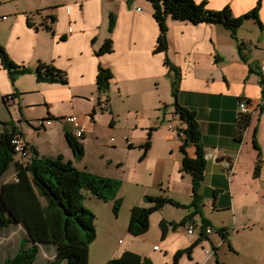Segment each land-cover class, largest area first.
<instances>
[{"label": "crops", "instance_id": "crops-1", "mask_svg": "<svg viewBox=\"0 0 264 264\" xmlns=\"http://www.w3.org/2000/svg\"><path fill=\"white\" fill-rule=\"evenodd\" d=\"M206 1L213 10L229 6L234 16L259 5V17L264 23V0ZM38 10L42 12L33 16ZM112 14L115 26L111 32ZM51 15L56 16L55 21L50 20ZM167 25L169 46L165 53L155 50L161 29L149 0H0V45L14 63L32 70L40 61L53 63L68 77L66 84L39 81L31 71L12 79L0 57V121L13 120L25 142L41 155L62 154L78 166L84 157L76 158L66 136L67 131L74 135L75 126L65 119L69 115L80 117L83 137H74L81 139L86 149L89 137L99 133L106 114L101 108L102 112H97L103 101L97 103L102 97L97 89V74L99 66H103L112 70L120 100L128 107L127 99L132 102L125 113L129 124L124 140L129 149L141 148L149 127L140 124L137 115L160 112L163 105L167 112L168 105L173 104V95L169 99L168 92H172L174 76L166 64L167 54L180 71L178 102L195 111L205 152L230 156L232 163L207 159L199 207L192 204V177L182 170L180 133L167 132L156 157L149 149L140 162L129 171L122 170L120 176L111 171L103 174L122 180L118 196L123 198V204L115 220L123 219L135 205L151 206L145 199L147 195H163L179 205L168 203L154 211L149 230L141 236L128 231L130 217L125 216L126 224L113 221L108 229L110 236H125L126 232L128 243L113 250L106 240L108 245H104V251L102 246L99 248L98 256L103 264L126 250L148 258L152 264H264V29L254 19L245 20L236 32L242 43L239 49L231 32L222 25L173 19ZM109 37L113 39V51L97 54ZM160 81L166 91L159 90ZM8 94L16 95L9 107L4 102ZM241 101L248 104L252 116L240 140L237 125ZM35 108L43 112L31 115ZM110 113L123 115L114 107ZM131 117L135 119L133 124ZM43 118L46 120L39 125ZM24 119L34 129L24 125ZM112 121L115 123L114 118ZM158 127L161 130L168 125L164 121ZM3 129L0 123V132ZM32 134L35 138H31ZM187 149L193 154L195 147ZM147 159L150 162L143 165ZM16 160L22 163L21 158ZM11 172L18 180L16 162L6 177ZM126 184L132 189L131 195L136 188H144L141 200L128 203L129 194H120ZM89 198L85 200L87 206ZM204 220L214 232L202 235L197 226L194 233H188L190 224L200 225ZM22 225L20 222L9 227L8 234H1L10 235ZM96 225L97 238L89 246L88 264L99 236ZM22 233L29 237L27 230L21 232L4 249L14 248ZM179 251L184 252L175 260ZM42 252L45 257H56V245H42Z\"/></svg>", "mask_w": 264, "mask_h": 264}, {"label": "trees", "instance_id": "trees-1", "mask_svg": "<svg viewBox=\"0 0 264 264\" xmlns=\"http://www.w3.org/2000/svg\"><path fill=\"white\" fill-rule=\"evenodd\" d=\"M153 6V15L160 25L161 33L156 44V51L167 53L169 46L168 25L169 19L188 21L193 24L201 22L222 25L229 30L236 40L239 49L242 43L237 39L236 32L245 20L254 19L260 28L264 29V23L259 17V5L251 11L234 16L232 9L226 6L219 10L210 9L207 1L196 0H149ZM42 10L33 13L40 14ZM51 21L56 16H48ZM115 26V17H110V31ZM113 51V39L107 38L97 50L101 55ZM0 57L4 66L8 69L12 79L17 74L35 72L37 80L68 83L66 71L59 69L53 63L40 61L35 69L24 65H17L10 58L7 51L0 45ZM166 64L173 73L172 93L175 96L176 112L185 122L180 134L182 144L180 150L182 157V170L192 177L193 200L192 204L199 207L198 202L202 197L200 188L204 179L207 166L205 149L201 142V130L194 110L179 104V68L169 61L166 54ZM110 68L99 66L97 74V89L99 93L107 92L113 79ZM264 86V76L262 77ZM264 93V89H263ZM15 94L4 96L7 104L8 97L14 98ZM251 113L241 115L237 125V136L241 140L251 120ZM42 120H46L43 118ZM4 129L0 132V232L8 234L11 226L18 223L24 224L29 237L22 233L16 242V248L2 249L0 252V264H88V252L90 244L97 238L96 214L86 204L85 200L90 195L100 200H113L114 214L121 209L123 198L118 196L122 186V180L112 176H105L91 172L87 169L76 167L72 162L65 160L62 154L57 157L43 156L34 147L26 143L23 154H18L12 144L13 136L22 132L13 120L0 121ZM153 129V128H150ZM151 135V132H148ZM71 148L77 159L85 155V146L81 139H77L69 131L66 132ZM83 135L80 137L82 138ZM193 145L194 153L190 154L187 147ZM145 151L142 159L147 155L151 147L150 137L146 144L142 145ZM21 158L19 163L16 159ZM16 162L18 180L4 185V179ZM259 165L257 171H259ZM152 203L151 206L135 205L131 209L128 231L134 236H141L149 230L150 215L168 203L179 205L169 197L145 196ZM209 225L206 220L200 225L201 234H206L204 227ZM163 233L166 232L164 221L161 222ZM56 245V257H45L40 260L42 245ZM7 250V251H6ZM50 250H48L49 252ZM184 251H179L175 257L177 260ZM6 253V254H5ZM44 255V254H43ZM107 264H152L141 255L126 250L120 256L111 259Z\"/></svg>", "mask_w": 264, "mask_h": 264}, {"label": "rangeland", "instance_id": "rangeland-1", "mask_svg": "<svg viewBox=\"0 0 264 264\" xmlns=\"http://www.w3.org/2000/svg\"><path fill=\"white\" fill-rule=\"evenodd\" d=\"M241 26L239 27V29ZM245 32V29L243 30ZM29 74V72H28ZM110 88L107 92L101 93V96L97 99V103L100 100H103L101 102H104L106 106L104 108L100 107L97 112H105L104 116V123L99 128V133L97 135H92L89 137L87 141V146L85 149V155L82 161H78L77 165L79 168L87 169L91 172L97 173V174H107L108 172H115L116 176H120L122 170L129 171L131 167L137 162H140V158L143 155L145 148L143 147H137L135 146L132 149L128 148V143L124 140L127 130V125L129 124V120L125 119V113L126 110L129 109V107L132 105V102L127 99V101L130 103L129 107L124 104L120 100L119 97V87L116 85L113 80L110 82ZM162 83L160 81V88L162 89ZM165 85V84H164ZM113 86V87H112ZM164 90V89H162ZM166 91V90H164ZM169 93V99H171V96L173 93L170 91ZM171 93V94H170ZM171 95V96H170ZM163 97H167L165 93H163ZM173 104L168 105L167 112L165 109V106L163 105L160 112L152 111L145 114L135 115L138 116L140 124L147 125L149 129H147L146 133V139L141 144H146L148 141V137H150L151 147L150 152L151 155L156 157L158 153L161 150L162 144L164 142V138L167 132L174 131L176 134L180 133L181 130L184 128V122L180 118L179 113L176 112V106L174 104L175 102V96L172 97ZM139 101V100H138ZM172 102V101H171ZM111 107H114L117 111H119L121 114L120 116H113L110 113ZM128 107V108H127ZM101 108V109H100ZM43 112L42 108H35L31 110V115H39ZM46 114V112L44 113ZM164 115H166L164 119ZM115 119V123L112 121V119ZM19 122H21V119H18ZM81 121V120H80ZM168 125V127H161L160 130L158 125L162 122H164ZM24 125L28 126L29 128H33L30 124L27 123V121L23 120ZM130 122L133 124L135 122V119L131 117ZM34 125V123H33ZM172 127V128H169ZM40 128V127H39ZM153 128V129H150ZM34 129V128H33ZM171 129V130H170ZM39 131V130H37ZM151 132V135L148 134V132ZM50 133V131H48ZM26 136H29L28 131H25ZM47 134L41 135L39 140L42 138H45ZM31 138H35V135L32 134ZM153 145V146H152ZM19 159V157H17ZM81 160V159H79ZM150 160H144L143 165H146L149 163ZM76 166V167H78ZM119 168V169H117ZM133 175V170L131 171ZM131 175V177H132ZM16 177V176H15ZM15 177L12 175V172L6 177V180L4 182V185H7L9 183H13L15 180ZM118 178V177H116ZM120 179V178H119ZM121 180V179H120ZM123 189V188H122ZM132 189L126 184L125 188L122 192L120 191V194H126L128 195L129 192ZM144 188H136V191L133 195L131 193L126 197L128 200V203H131L133 201L137 202L138 200H141V198L144 195ZM131 196V197H130ZM105 202H112L113 200L104 201L100 200L97 197L90 195V198L87 200L88 206L93 210L96 214V224H98V240L93 244V249L90 252V259L89 264H103L104 261H101V259L98 256L97 251L102 246V249L104 251V245H108L106 240L109 244H111L113 250H118L119 248H122L128 243V235L125 232L124 235H118V236H110L108 229L112 225V222L114 223H120L123 222L126 224L125 216L130 217L131 211L129 210L128 214L124 216L121 220H115V214H114V203L108 204ZM108 204V205H107ZM123 204V203H122ZM114 214V215H113ZM125 227V225H124ZM122 229V228H119ZM27 228L24 226V224L19 227L17 230L12 232L10 235L1 234L0 232V252L4 251L5 247L8 246L9 243H12L14 241V238L20 234L21 232H25ZM125 231V230H124ZM44 259V255L41 254L40 256V262ZM114 259V258H113Z\"/></svg>", "mask_w": 264, "mask_h": 264}, {"label": "built area", "instance_id": "built-area-1", "mask_svg": "<svg viewBox=\"0 0 264 264\" xmlns=\"http://www.w3.org/2000/svg\"><path fill=\"white\" fill-rule=\"evenodd\" d=\"M262 70H263V73H264V66H263ZM13 100H14V98L8 97L7 105L10 106L13 103ZM105 106H106V104L104 102L100 103V107L104 108ZM246 112L250 113V110L248 109V104L245 101H241L239 103V117L242 114H245ZM65 120L74 124V126H75L74 135L76 137H81L83 135V127L80 124V117L78 115H69V116L66 117ZM43 122H44L43 120H40L39 121V125H42ZM12 144L14 146V150L19 155L24 153L25 147H26V143H25V140H24V138H23V136L21 134L16 133L13 136ZM205 156H206V158H212V159L216 158V155H214L212 153H206ZM200 225L202 226V224H200ZM200 225H196L195 223L190 224L188 229H187L188 233H194L196 227L197 226L200 227ZM204 231H205L206 234H210V233L214 232V229H213V227H211L209 225H206L204 227ZM156 247H158V246H156Z\"/></svg>", "mask_w": 264, "mask_h": 264}, {"label": "water", "instance_id": "water-1", "mask_svg": "<svg viewBox=\"0 0 264 264\" xmlns=\"http://www.w3.org/2000/svg\"><path fill=\"white\" fill-rule=\"evenodd\" d=\"M232 158L230 156L227 155H219L216 158V161H220V162H227V163H232Z\"/></svg>", "mask_w": 264, "mask_h": 264}, {"label": "clouds", "instance_id": "clouds-1", "mask_svg": "<svg viewBox=\"0 0 264 264\" xmlns=\"http://www.w3.org/2000/svg\"><path fill=\"white\" fill-rule=\"evenodd\" d=\"M263 74H264V73H263ZM5 104H6V103H5ZM6 105H7V104H6ZM7 106H8V105H7ZM8 107H9V106H8ZM41 120H42V119H41ZM181 135L184 136L183 133H182ZM25 143H26V142H25ZM205 157H206V156H205ZM216 158H217V155H216ZM216 158H215V159H216ZM207 159H208V158H207ZM209 226H210V225H209ZM211 227H212V226H211ZM213 229H214V228H213ZM210 234H211V233H210Z\"/></svg>", "mask_w": 264, "mask_h": 264}]
</instances>
